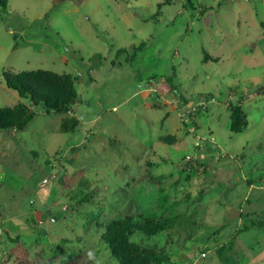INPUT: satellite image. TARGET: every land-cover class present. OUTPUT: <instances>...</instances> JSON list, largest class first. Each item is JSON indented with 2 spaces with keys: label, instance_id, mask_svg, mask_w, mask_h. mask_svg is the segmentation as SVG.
I'll return each mask as SVG.
<instances>
[{
  "label": "rangeland",
  "instance_id": "374dc122",
  "mask_svg": "<svg viewBox=\"0 0 264 264\" xmlns=\"http://www.w3.org/2000/svg\"><path fill=\"white\" fill-rule=\"evenodd\" d=\"M204 51L218 61L203 62ZM37 70L75 76L80 101L0 130V264H118L103 234L128 215L131 242L163 264L178 250L188 264L202 252L206 264H264V231L241 238L264 230L262 213L221 221L227 193L217 190L230 182L214 177L222 164L239 172L244 145L246 171L264 153V100L250 99L264 94V0H8L0 108L29 104L4 74ZM140 89H155L153 101L137 103ZM232 105L247 117L240 134ZM68 120L79 121L74 132Z\"/></svg>",
  "mask_w": 264,
  "mask_h": 264
},
{
  "label": "trees",
  "instance_id": "16d2710c",
  "mask_svg": "<svg viewBox=\"0 0 264 264\" xmlns=\"http://www.w3.org/2000/svg\"><path fill=\"white\" fill-rule=\"evenodd\" d=\"M0 7L6 9L8 0H0ZM146 43L135 48L132 58L135 59ZM125 50H119L120 56ZM203 62L210 60L217 62L218 59L210 57L203 52ZM5 85L8 89L17 93L19 98L29 104L19 103L15 107L0 108V130L22 131L27 127L35 116V110L64 112L70 106L80 101L79 93L76 89L78 79L71 74L59 75L50 71H22L20 73H5ZM169 84L175 95L183 103H187L181 90L175 86L171 79ZM34 109V110H33ZM230 131L234 134L242 133L246 127L247 117L240 105H232L230 114ZM79 125V121L68 120L64 122L65 131L74 132ZM138 227L137 218L128 215L118 224H113L106 229L103 239L111 250L112 256L118 264H163L166 261L161 259L155 249H143L131 242V234ZM221 255V253H220Z\"/></svg>",
  "mask_w": 264,
  "mask_h": 264
},
{
  "label": "crops",
  "instance_id": "0c3cea01",
  "mask_svg": "<svg viewBox=\"0 0 264 264\" xmlns=\"http://www.w3.org/2000/svg\"><path fill=\"white\" fill-rule=\"evenodd\" d=\"M97 66L96 67H91L89 66V75L90 76H97L98 73L101 72L103 66L101 60L97 59L96 61ZM146 89V88H145ZM145 89H140L139 92L136 91L134 96L138 98L137 103H147L150 101H153L154 97V91L155 89H150L147 92H144L143 90ZM183 94V93H182ZM144 95H147L149 97V100H146L145 97L143 98ZM80 96V95H79ZM184 96V94H183ZM185 98V97H184ZM252 98V101H255V104H257L258 99H263L264 100V94L261 95H253L250 96V99ZM235 100V97L233 98ZM250 101V103H252ZM249 103V102H248ZM230 115V114H229ZM249 147V144L244 145L242 147V153L237 152L236 154H239L238 160H237V165H238V173H232L231 169L227 166L222 164L221 169L215 174L214 177L222 178L225 179V181H229L230 185L229 186H224L221 187L219 186V190L217 192L220 193H227L226 197H224L226 203V206H221L219 209V214H216L219 216L221 221H225L227 224H232L233 221L236 222V226L243 225L244 223H248L249 221H252L255 217V215H251L249 211H252V209H255L254 211H259L258 213H262L260 216V219L264 220V153L260 152H255L254 158L250 160V163L248 164V170L246 171L244 169V157L246 154V149ZM261 143H257V149L262 150ZM259 153V154H258ZM219 161H217V164ZM247 172V173H245ZM247 177H251L254 179V184L253 185H243L244 179ZM241 178V179H240ZM202 205H206L205 202ZM207 207V206H206ZM244 211H247L249 213V218L246 220L245 218L247 215H244ZM262 228H250L247 231H244L241 233V238L243 235L248 234V233H262ZM176 249V248H175ZM228 252V251H227ZM227 252L225 249H223L221 252V258H223L227 255ZM172 258L167 264H188L189 261V254L187 250H178V251H171ZM204 255V256H203ZM208 256L207 252H202L201 256H198V261L202 260L203 264H206L204 262L205 257ZM227 260V258H226ZM197 261V262H198ZM196 262V264H197ZM199 263V262H198ZM232 264V263H231Z\"/></svg>",
  "mask_w": 264,
  "mask_h": 264
},
{
  "label": "built area",
  "instance_id": "2783aa9c",
  "mask_svg": "<svg viewBox=\"0 0 264 264\" xmlns=\"http://www.w3.org/2000/svg\"><path fill=\"white\" fill-rule=\"evenodd\" d=\"M208 101L211 102V101H214V100L210 98ZM203 256H204V255H203Z\"/></svg>",
  "mask_w": 264,
  "mask_h": 264
},
{
  "label": "water",
  "instance_id": "95a60500",
  "mask_svg": "<svg viewBox=\"0 0 264 264\" xmlns=\"http://www.w3.org/2000/svg\"><path fill=\"white\" fill-rule=\"evenodd\" d=\"M235 99H237V98H235ZM234 100V99H233Z\"/></svg>",
  "mask_w": 264,
  "mask_h": 264
}]
</instances>
